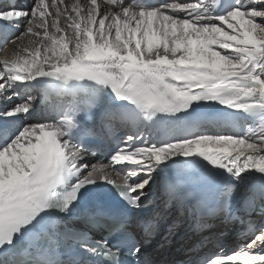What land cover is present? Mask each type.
Instances as JSON below:
<instances>
[{"label": "snow or ice", "instance_id": "6c2138e0", "mask_svg": "<svg viewBox=\"0 0 264 264\" xmlns=\"http://www.w3.org/2000/svg\"><path fill=\"white\" fill-rule=\"evenodd\" d=\"M0 45V264H264V0H0Z\"/></svg>", "mask_w": 264, "mask_h": 264}, {"label": "bare ground", "instance_id": "6f19581e", "mask_svg": "<svg viewBox=\"0 0 264 264\" xmlns=\"http://www.w3.org/2000/svg\"><path fill=\"white\" fill-rule=\"evenodd\" d=\"M25 43H27V41H25ZM4 51H6L8 55H11L13 54L14 51H16V45L13 44L12 42H9V44L7 45L6 49H4ZM4 51H1L0 55H3Z\"/></svg>", "mask_w": 264, "mask_h": 264}]
</instances>
